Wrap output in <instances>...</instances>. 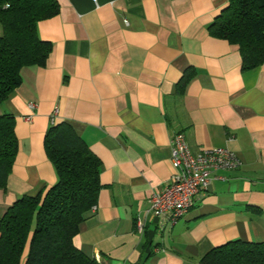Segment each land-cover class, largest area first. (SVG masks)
Instances as JSON below:
<instances>
[{
	"label": "crops",
	"instance_id": "0c3cea01",
	"mask_svg": "<svg viewBox=\"0 0 264 264\" xmlns=\"http://www.w3.org/2000/svg\"><path fill=\"white\" fill-rule=\"evenodd\" d=\"M57 1L37 24L51 43L44 64L22 67L0 103L18 141L0 218L56 182L44 136L66 121L100 161L102 188L73 237L96 264H200L228 241H264V60L242 69L238 46L210 34L228 0ZM176 132L193 153L226 147L242 164L214 172L195 205L162 226L149 199L175 173Z\"/></svg>",
	"mask_w": 264,
	"mask_h": 264
},
{
	"label": "trees",
	"instance_id": "16d2710c",
	"mask_svg": "<svg viewBox=\"0 0 264 264\" xmlns=\"http://www.w3.org/2000/svg\"><path fill=\"white\" fill-rule=\"evenodd\" d=\"M57 12V0H0V103L21 84L22 67L44 64L51 43L38 37L37 24ZM209 32L238 46L242 69L259 65L264 60V0H228ZM191 77L182 76L179 92ZM14 122L12 114H0V187L18 149ZM44 148L56 182L44 192L21 196L2 215L0 264H96L74 246L73 237L102 188L100 161L66 121L48 128ZM199 263L264 264V241H228L208 250Z\"/></svg>",
	"mask_w": 264,
	"mask_h": 264
},
{
	"label": "built area",
	"instance_id": "2783aa9c",
	"mask_svg": "<svg viewBox=\"0 0 264 264\" xmlns=\"http://www.w3.org/2000/svg\"><path fill=\"white\" fill-rule=\"evenodd\" d=\"M31 109L34 102L28 103ZM57 113V110H54ZM27 120L30 115L25 117ZM52 122L54 118L52 117ZM170 160L175 168L170 182L149 199L148 211L160 219V225H172L191 209L206 191L212 174L218 170H234L242 164L240 157L226 147H211L191 152L184 135L173 134ZM94 208V207H93Z\"/></svg>",
	"mask_w": 264,
	"mask_h": 264
}]
</instances>
